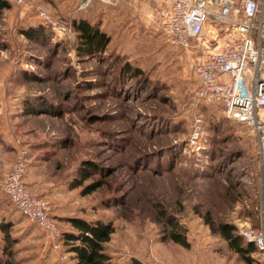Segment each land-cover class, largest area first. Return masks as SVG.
<instances>
[{"label":"rangeland","instance_id":"obj_1","mask_svg":"<svg viewBox=\"0 0 264 264\" xmlns=\"http://www.w3.org/2000/svg\"><path fill=\"white\" fill-rule=\"evenodd\" d=\"M7 1L10 9L0 14V112H9V139L29 152L35 145L65 142L67 148L57 149L46 162L44 174L53 185L45 194H33L50 202L62 231L76 232L67 221L72 217L111 222L114 234L104 248L112 264L130 258L146 264H246L211 234L203 217L208 214L237 232L238 226L256 227L264 177L259 147L247 128L226 119L214 103L197 108L206 123L205 142L199 154L191 153L195 52L168 46L155 15L150 24L142 20L128 28L116 19L117 8H108L110 19L104 21L107 6L91 2L87 7H92L93 20L100 19L110 43L103 54L81 56L74 19L64 18L57 6ZM37 6L46 9L53 24L39 19ZM38 23L47 29L48 41L23 35ZM126 66L139 69L140 76L127 74ZM44 100L61 114L23 115V101L41 106ZM230 154L234 161L229 165ZM83 161L108 175L93 174L72 187ZM97 180L103 184L99 189L82 193ZM2 198L7 200L0 190L1 203ZM172 221L188 249L164 240ZM14 226L10 223L6 232L12 264H74L58 260L29 220L22 226L25 232ZM252 256L263 263L256 252Z\"/></svg>","mask_w":264,"mask_h":264},{"label":"built area","instance_id":"obj_2","mask_svg":"<svg viewBox=\"0 0 264 264\" xmlns=\"http://www.w3.org/2000/svg\"><path fill=\"white\" fill-rule=\"evenodd\" d=\"M29 1L13 0L18 6ZM93 1L116 6L118 0H82L81 7ZM170 2L169 8L155 11V23L167 45L195 52L194 113L188 138L191 153L199 154L205 142L206 123L197 108L215 103L226 119L243 125L256 138L264 168V0ZM36 11L42 22L53 24L44 7L37 6ZM56 28L59 34L64 33V28ZM28 153L15 141V157L0 190L20 215L45 234L52 251L65 262L68 256L60 240L62 229L52 218L50 202L25 188ZM238 235L254 245L264 263V177L258 193V223L256 227L238 226Z\"/></svg>","mask_w":264,"mask_h":264},{"label":"trees","instance_id":"obj_3","mask_svg":"<svg viewBox=\"0 0 264 264\" xmlns=\"http://www.w3.org/2000/svg\"><path fill=\"white\" fill-rule=\"evenodd\" d=\"M93 2H99V1H93ZM118 4L119 3H117L116 6ZM104 5L107 6V9L116 8V6L113 5H109V4H104ZM10 7L11 5L7 0H0V14L5 10L10 9ZM88 7H86L87 10L86 16L72 20V27L77 32L76 50L77 52H80L81 56L103 54L105 53V50L110 43L109 36H107V34L103 32L99 27L100 19L94 21L93 12L90 11L92 7L90 8ZM23 35L25 36L26 39L31 41H37L41 39L44 42L50 39L48 36L47 29L44 26L40 25V23L24 31ZM124 71L135 78L140 76L141 73L139 69L132 68L130 66H126L124 68ZM24 74H25L24 77L26 79H29V75H27V73ZM37 80H41V79L37 78ZM42 103L43 105L41 106H35L33 104L28 105L27 101L25 102L23 101L21 103L23 115L32 117L37 114H47L51 116H56L57 114H61L53 106V104L50 103V101L48 102L44 100ZM66 148L67 146L65 142L59 141V145L57 146L48 143H44L43 145L41 144V145L32 146L31 151L35 152L38 150L39 151L46 150L45 152H42L40 154L41 160L42 162H49L53 160L52 155H54L57 149L62 150ZM228 157H229V165H230L231 163H233L234 160L233 161L231 160L234 157L231 154ZM75 172L76 175L80 176V178L73 183L72 187L74 188L82 186V182L86 179H89L93 174L100 175L99 177L101 178L108 175L107 173L105 174L102 171V168L100 166L90 161H83L82 163H80L77 169L75 170ZM102 185H103L102 182L100 180H97L96 182H93L92 184L85 186L82 193L85 195L90 194L96 191L97 189H99ZM22 217L25 218L24 216ZM52 218L55 219L53 215ZM203 218L205 220V224L209 227L211 234L217 235L221 239H223L226 242L228 248L233 252H235V254H237L246 264L258 263V260H256L252 256L253 253L256 252V248L254 247V245L246 242L241 236H239L238 232L233 226L226 223L216 224L213 220H211L208 214L205 215ZM67 221L76 231V232L62 231L60 240L63 243L64 252L67 253L68 256L67 260H71L74 264H112L113 258L110 254L106 253V250L104 248V245L111 241V237L114 234V227L111 224V222H104L102 220L88 221L78 217L68 218ZM33 225L45 237V234L35 224ZM6 229H8V226L0 220V236L2 237L4 236L5 238V241H2L0 243V251L4 256V258H2L0 262L4 261V264H12V258H13V253L11 250L12 241L10 240L11 238L9 234L5 232ZM170 229L171 230L168 233V236L165 237L164 240H168L174 243L175 245H179L184 249H188L190 246L187 239L185 238L184 234L181 233L179 227L175 223H173V221ZM54 255L59 260V256H57L56 254ZM10 259L11 262H9ZM121 264H146V263H144L139 259L130 258L128 260H125Z\"/></svg>","mask_w":264,"mask_h":264},{"label":"crops","instance_id":"obj_4","mask_svg":"<svg viewBox=\"0 0 264 264\" xmlns=\"http://www.w3.org/2000/svg\"><path fill=\"white\" fill-rule=\"evenodd\" d=\"M41 1L47 2L48 5L52 4L53 6H57L59 10L63 12V17L65 18L67 14V18L70 20L75 19L81 13H87L86 7H81L82 0ZM111 1L114 2L115 0ZM117 3L119 4L116 6V8L119 10V12L116 19L119 20L121 24H127L129 26L128 28L138 25L142 20L150 24V21L153 22V15H155V11L157 9L169 8L171 5L170 0H118ZM109 11H111V9H108L102 13L104 21L106 18L107 20L110 19ZM1 86L2 85L0 83V88ZM12 139L13 138L9 139V112L5 111V115L1 114L0 112V183L5 180L15 157V141ZM29 153V166L27 168V174L24 178L25 188L31 195L45 194L47 185H53L49 176H45L44 174L47 163L42 162L39 153L31 151V149ZM2 199L3 201L5 200L4 198ZM0 216V220L8 227L11 223L14 224L19 231L25 232L22 226L28 222V219L26 221L24 218L23 221H19L18 219L22 216H20V214L14 210L13 206L7 200L2 203ZM7 231L8 230L6 229L5 232ZM25 238H27V240L31 239L30 237ZM53 253L56 254L55 252ZM56 255L58 256V254Z\"/></svg>","mask_w":264,"mask_h":264}]
</instances>
